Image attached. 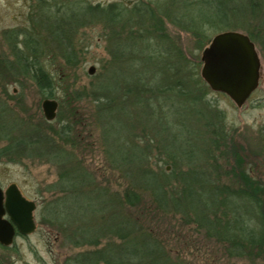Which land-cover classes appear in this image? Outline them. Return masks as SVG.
I'll return each instance as SVG.
<instances>
[{
	"label": "trees",
	"instance_id": "trees-1",
	"mask_svg": "<svg viewBox=\"0 0 264 264\" xmlns=\"http://www.w3.org/2000/svg\"><path fill=\"white\" fill-rule=\"evenodd\" d=\"M34 1L31 18L42 14L27 33L13 30L9 35L12 58L0 57L1 78L31 80L42 98L53 99L59 84L72 81L69 73L79 71L81 53L74 49L73 35L91 23H104L114 44L110 59L99 61L96 82L82 88L74 81L67 95L70 103L87 100L92 105L90 122L104 145L106 182L72 155L76 141L78 155L85 153L86 145L71 126L87 121L80 113L74 111L73 118L55 126L42 116L29 117L15 108L9 112L0 101V136L6 135L0 140L8 139L0 147V162L38 158L59 169V180L48 187L51 195L37 209L40 225L57 229L74 248H86L67 264H181L173 263L166 236L147 227L146 211L192 228L190 233L217 246L223 258L264 263V184L239 163L234 133L225 127L224 113L205 99L196 64L181 53H133L135 45L116 39L123 16L119 8L84 0ZM180 8L181 17L192 14L189 21L200 44L205 24L237 28L264 61V0H183L174 19ZM204 10L210 15L201 17ZM170 23L188 30L178 21ZM167 45L165 51L178 49ZM259 139L264 146V126ZM231 155L238 163H231ZM113 180L126 184L115 190ZM114 238L122 243L112 242Z\"/></svg>",
	"mask_w": 264,
	"mask_h": 264
},
{
	"label": "rangeland",
	"instance_id": "rangeland-1",
	"mask_svg": "<svg viewBox=\"0 0 264 264\" xmlns=\"http://www.w3.org/2000/svg\"><path fill=\"white\" fill-rule=\"evenodd\" d=\"M61 2V0H56ZM183 0H84L91 6H101L104 8L113 6L123 12L122 20L117 24V29L121 35L122 41L135 45L132 49L133 53H181L186 62L196 64L198 68V77L196 80L202 83L205 88V99L211 104V108L224 113V125L234 133L233 137L237 142L238 154L242 157L239 162L255 177L257 182L264 184V151L263 143L259 139V131L264 126V61L262 59V75L258 89L252 94L247 103L242 107L237 105L224 94L217 93L207 86L201 76L203 62L201 60L203 50H205L215 35L225 31H240V29L227 28L224 26H212L205 24L202 26L203 41L202 49H200L199 38L197 37V29L192 27L189 18L192 14L184 13L183 8L177 10L178 16L173 18V13L179 3ZM188 1V0H187ZM36 1L31 0H0V57L7 58L11 61V49L9 43V35L13 30L20 33H27L28 26L39 19V15H32L30 11ZM63 4V3H61ZM84 4V5H86ZM185 8V7H184ZM142 10V11H141ZM119 11V12H120ZM141 11V13H140ZM40 13V12H39ZM210 15L207 10L201 17ZM143 18V19H142ZM34 19V20H33ZM37 19V20H36ZM178 21L181 25L187 26L188 30H182L175 27L171 22ZM188 20V21H187ZM89 22H91L89 20ZM86 29L80 30L76 35L72 36V44L77 53H81V64L76 75L70 74L66 70H61L65 75L69 73L72 81H65L59 84L56 89V95L53 99L58 101L59 109L56 121L53 125L65 123L68 117H72L74 111L85 122L71 123L75 128L77 139L86 145L85 153L79 156L77 141L74 157L77 162L87 165L90 169H96L97 175L101 181H107L105 163L106 156L103 154L104 145L97 141L98 131L92 125L90 119L93 115L92 105L84 100L80 104L70 103L72 99H68L70 92L69 86L75 81L78 87H91L96 82V77L101 73L99 61L109 60V53L114 51V44L110 41L109 35L111 29L106 24H98V22L89 24ZM242 32V30L240 31ZM152 33V34H149ZM23 35L18 36V40H22ZM160 46L166 47L167 44L177 46L178 49L165 51L164 48H157V42ZM116 48V47H115ZM258 49V48H257ZM260 53V50L258 49ZM129 53V52H128ZM94 66L95 73L89 74V68ZM95 77V78H94ZM71 93V92H70ZM64 99L65 103H61ZM44 98L39 94L37 86L31 80L23 79L13 82L11 79L0 77V101L4 107L12 112V109L23 112L29 117H44L42 110V102ZM236 105V106H235ZM3 108V109H4ZM168 107L164 108L167 111ZM59 116L61 121H58ZM79 117V118H80ZM73 118V117H72ZM64 119V120H63ZM78 120V117L74 118ZM107 124L111 125L112 121L107 119ZM0 137H6L2 135ZM8 139L0 140V147L7 144ZM84 150V149H83ZM231 163H238L231 155ZM13 160V161H10ZM228 167V166H227ZM168 168V167H167ZM180 169V167H179ZM171 170V168L169 169ZM168 170V171H169ZM184 170V169H183ZM59 169L51 163L38 158H5L0 162V183L4 188L11 184H16L24 193L27 199L35 201L42 206L51 195L48 187L54 185L59 180ZM117 176V175H116ZM118 177V176H117ZM112 180V177H110ZM229 179L222 178V181ZM115 190H121L125 186V181H112ZM37 209V208H36ZM154 211L144 212V218L148 226L155 230L158 234H163L167 238V249L173 257V263L183 264H253L247 260H236L223 258L219 252V248L214 244H206L201 236L190 233L192 228H181L177 219H159L154 218ZM138 220L142 217L137 211H132ZM141 214V213H140ZM37 229L27 237H17L13 245L4 249L0 246V264H67V260L74 257L81 249L74 248L61 233L50 226L40 225L38 219V209L35 213ZM162 235V236H163ZM184 235L188 240L184 239ZM191 237V239H190ZM107 241H104L106 244ZM112 242L120 244L121 240L114 238ZM138 242V241H137ZM142 241L138 243L140 245ZM103 246V244H102ZM141 246V245H140ZM259 261V260H255ZM257 264H264L258 262Z\"/></svg>",
	"mask_w": 264,
	"mask_h": 264
},
{
	"label": "water",
	"instance_id": "water-1",
	"mask_svg": "<svg viewBox=\"0 0 264 264\" xmlns=\"http://www.w3.org/2000/svg\"><path fill=\"white\" fill-rule=\"evenodd\" d=\"M201 60L203 62L201 76L207 86L217 93L228 96L237 107L247 103L260 85L262 59L255 43L243 32L218 33L203 50ZM94 70V66L90 67L89 74H94ZM41 105L45 119L48 122L54 121L59 109L58 101L48 98L44 99ZM169 169L170 167L167 168ZM17 188L13 184L7 190L6 208L20 233L28 236L37 229L33 215L36 204L25 199ZM14 236L13 226L0 220V244L11 246Z\"/></svg>",
	"mask_w": 264,
	"mask_h": 264
},
{
	"label": "flooded vegetation",
	"instance_id": "flooded-vegetation-1",
	"mask_svg": "<svg viewBox=\"0 0 264 264\" xmlns=\"http://www.w3.org/2000/svg\"><path fill=\"white\" fill-rule=\"evenodd\" d=\"M12 185H13V184L9 185L7 188H4V187L2 186V184L0 183V197H1L0 213L3 212L0 220H2L3 222H4V221L9 222V223L13 226L14 231H15V236H14V240H15L17 237H27V236H26V235H23V234L20 233V231L18 230L17 226L14 224V221L11 220V218H10L8 212H7V208H6L7 190H8L9 187L12 186ZM15 185H16V184H15ZM16 186L18 187V185H16ZM17 189L20 190L19 187H18ZM20 192H21V194L25 197V199H27V197L24 195V193H23L21 190H20ZM27 200H29V201H33V200H30V199H27ZM33 202L35 203V201H33ZM35 204H36V203H35ZM37 206H38V205L36 204V208H38ZM36 208H35V209H36ZM36 211H37V209H36V210L34 211V213H33V215H34V219L36 218V215H35ZM35 222H36V219H35ZM36 225H37V223H36ZM35 230H36V229H35ZM28 236H29V235H28ZM13 243H14V242H13ZM12 245H13V244H12ZM12 245H11V246H12ZM0 246H1L2 248H4V249H8V248L11 247V246L6 247V246H3V245H1V244H0Z\"/></svg>",
	"mask_w": 264,
	"mask_h": 264
}]
</instances>
